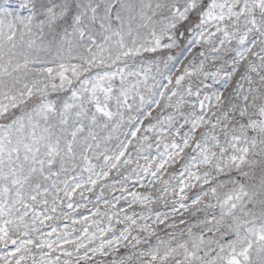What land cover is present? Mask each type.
<instances>
[{"label":"snow or ice","instance_id":"1","mask_svg":"<svg viewBox=\"0 0 264 264\" xmlns=\"http://www.w3.org/2000/svg\"><path fill=\"white\" fill-rule=\"evenodd\" d=\"M0 264H264V0H0Z\"/></svg>","mask_w":264,"mask_h":264}]
</instances>
